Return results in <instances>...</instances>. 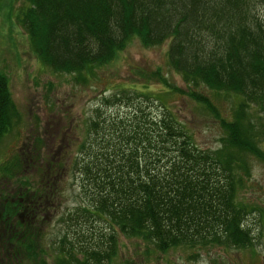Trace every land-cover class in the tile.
<instances>
[{
    "label": "trees",
    "instance_id": "obj_1",
    "mask_svg": "<svg viewBox=\"0 0 264 264\" xmlns=\"http://www.w3.org/2000/svg\"><path fill=\"white\" fill-rule=\"evenodd\" d=\"M22 1L14 17L33 57L75 80L107 65L130 38L146 47L167 40L168 68L188 88L165 92L203 105L223 134L220 145L202 149L161 94L121 86L102 95L73 146L42 156L33 143L0 161L1 250L9 247L0 264H33L44 250L53 264H110L119 235L159 251L250 247L249 209L235 197L255 142L236 116L251 104L264 120V0ZM6 83L0 72V137L19 115ZM197 85L237 95L232 118L189 89ZM67 172L75 181L64 195ZM63 195L79 201L53 214ZM48 218L59 235L45 246Z\"/></svg>",
    "mask_w": 264,
    "mask_h": 264
},
{
    "label": "rangeland",
    "instance_id": "obj_2",
    "mask_svg": "<svg viewBox=\"0 0 264 264\" xmlns=\"http://www.w3.org/2000/svg\"><path fill=\"white\" fill-rule=\"evenodd\" d=\"M23 7L22 0H0V72L7 81L6 87L14 109L19 112L16 124L11 125L6 136L0 137V161H8L11 156H18L22 151L25 154L33 143L42 156L47 151L61 152L63 149L60 147L65 145L73 146L79 141L84 130L83 124L100 97L108 96L121 86L161 94L162 103L187 126L192 143L202 149H214L220 145L219 138L223 131L212 112L205 110L203 105L190 100L185 94L165 92L166 85L179 91H186L188 88L179 74L168 68L165 57L167 40L157 46L146 47L135 37L130 38L107 65L82 72L84 80H75L70 74L52 72L33 57L27 37L14 17ZM189 89L203 93L210 100L217 116L222 119L230 120L233 107L236 109L241 100L237 95L214 92L200 85L190 86ZM242 109L243 114H237L236 120L243 124V128L251 131L255 151L244 156L247 172L240 176L242 184L236 191L235 200L249 209L244 223L252 235L250 247L238 249L216 245L198 250L173 247L167 251H159L141 239L119 235L116 255L110 260V264H264V120L260 118L259 110L251 104ZM105 110L107 109L103 108L102 111L105 113ZM29 174L34 181L35 173L30 169ZM60 179L64 180L61 184L64 195L70 193L68 185L75 181L73 176L67 172ZM0 185L4 184L0 181ZM74 200L79 201L68 196L65 202L55 206L53 214H58L64 204H72ZM53 226L54 222L50 218L42 226L45 246L50 239L59 235ZM1 228L2 225V263L9 247L6 245L1 250ZM47 250L49 251L48 248ZM51 258L52 254L44 250L40 260L45 264H53ZM40 260L33 264H40Z\"/></svg>",
    "mask_w": 264,
    "mask_h": 264
}]
</instances>
